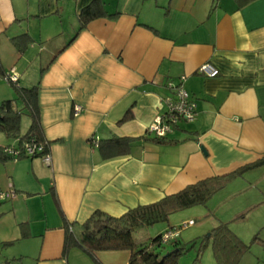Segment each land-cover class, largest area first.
<instances>
[{
	"label": "crops",
	"instance_id": "1",
	"mask_svg": "<svg viewBox=\"0 0 264 264\" xmlns=\"http://www.w3.org/2000/svg\"><path fill=\"white\" fill-rule=\"evenodd\" d=\"M93 1L0 0V104L22 109L16 86H37L51 156L0 154V191L13 192L0 200V264H127L125 250L64 251L65 221L78 234L95 211L118 217L206 178L240 171L229 181L247 178L264 198L252 177L264 169V0H99L108 15L77 32ZM204 63L217 76L198 73ZM169 82L195 115L160 142L147 127L174 97ZM19 121L16 135L0 131L3 152L22 145L31 117Z\"/></svg>",
	"mask_w": 264,
	"mask_h": 264
},
{
	"label": "trees",
	"instance_id": "2",
	"mask_svg": "<svg viewBox=\"0 0 264 264\" xmlns=\"http://www.w3.org/2000/svg\"><path fill=\"white\" fill-rule=\"evenodd\" d=\"M104 15H108L104 5L101 1L94 0L87 7L81 9L79 13L80 26L77 32L93 17ZM27 37V34L22 33L12 37V40L17 45L19 44V48H22V45L24 47V43L28 39ZM16 87L19 98L23 102L22 109H27V113L31 117V123L27 131L21 136V139L25 141L34 138L37 142L47 146V142L41 137L37 121L35 103L37 86L29 88ZM14 104V101L11 99L4 100L0 104V131H4L10 136L16 135L20 129L19 120L22 109L15 108ZM157 139L160 142L164 141V138ZM124 142V140L112 138L108 143L122 146ZM1 148L0 154L4 157L9 156ZM239 173L240 171H235L226 176H215L199 180L194 184L186 186L181 191L167 195L156 202L130 208L118 217L111 216L102 211H95L80 224L78 234L72 230L74 223L65 221L63 225L65 232L63 250L66 251L71 246H78L93 258L99 251L125 250L129 252L127 264H178V258L187 249L185 244L179 240V234L169 240V242L162 243L161 237L163 232H160L147 242L137 244L133 237L134 231L152 226L158 222L167 221L169 215L173 212L197 204L207 203L217 190L223 188L232 177ZM180 224L179 226L168 225L165 230L177 228L180 233ZM209 241L212 255L217 264H238L244 252V247H246L240 238L231 231L226 222H219L212 228L208 237L202 239L194 262L198 261L201 248L207 245ZM167 245L170 247L168 248Z\"/></svg>",
	"mask_w": 264,
	"mask_h": 264
},
{
	"label": "rangeland",
	"instance_id": "3",
	"mask_svg": "<svg viewBox=\"0 0 264 264\" xmlns=\"http://www.w3.org/2000/svg\"><path fill=\"white\" fill-rule=\"evenodd\" d=\"M20 119L21 127H24L29 116L23 112ZM252 177L264 180V169L252 173ZM246 180L242 176L232 179L223 188L217 190L207 203L173 212L167 221L134 231L135 242L137 244L147 242L160 231L164 232L168 225L179 226L180 223L193 220L194 225L180 230L179 240L187 249L178 258V264H197L198 262L199 264H216L210 241L201 248L199 260L194 262V259L199 252L202 239L206 238L219 222H227L230 229L246 246L238 264H264V198L261 196V190L250 189ZM252 194L254 198L251 197ZM167 247L170 246L167 245Z\"/></svg>",
	"mask_w": 264,
	"mask_h": 264
},
{
	"label": "built area",
	"instance_id": "4",
	"mask_svg": "<svg viewBox=\"0 0 264 264\" xmlns=\"http://www.w3.org/2000/svg\"><path fill=\"white\" fill-rule=\"evenodd\" d=\"M197 71L209 77H214L218 74V70L210 63L200 65ZM4 79L5 81L16 84L18 82V75L13 70H10L6 72ZM168 86L174 88L175 92L174 97L167 100V111L162 116H156L147 127L148 133L153 134L157 138H164L167 132L171 131L174 126L180 122L192 120L195 115V103L190 99L188 92L181 86L180 82L175 86L169 82ZM78 111L79 107L76 106L74 113L76 114ZM4 151L6 154L13 156V158L21 155L40 156L46 165L51 163V156L47 146L37 142L34 138L23 141L21 147H5ZM10 196H13V192L0 191V200L9 198ZM193 224V220H187L180 224V228L183 229ZM178 234L179 229L177 228L165 230L162 234L161 242L167 243L169 240L178 236Z\"/></svg>",
	"mask_w": 264,
	"mask_h": 264
}]
</instances>
